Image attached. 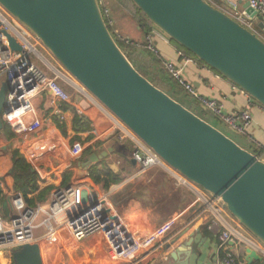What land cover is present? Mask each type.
I'll use <instances>...</instances> for the list:
<instances>
[{
	"label": "water",
	"instance_id": "1",
	"mask_svg": "<svg viewBox=\"0 0 264 264\" xmlns=\"http://www.w3.org/2000/svg\"><path fill=\"white\" fill-rule=\"evenodd\" d=\"M132 1L168 41L184 47L264 107V40L256 33L208 0ZM0 4L42 41L83 89L154 151L166 169L220 197L224 208L264 245V161L142 75L117 44L99 0ZM244 9L264 29L262 16L249 2ZM8 40L13 50H21L12 36ZM9 89L3 81L0 130ZM109 151L80 162L77 179H85L86 171ZM199 232L181 249L190 251L188 264L204 261L194 251ZM12 257L14 264H44L37 243L13 247ZM245 258L247 264H264L263 256L251 248Z\"/></svg>",
	"mask_w": 264,
	"mask_h": 264
},
{
	"label": "crops",
	"instance_id": "2",
	"mask_svg": "<svg viewBox=\"0 0 264 264\" xmlns=\"http://www.w3.org/2000/svg\"><path fill=\"white\" fill-rule=\"evenodd\" d=\"M112 2L115 6V10L112 11L115 23H121L123 25L122 29H124L128 26L130 28V23L135 22V32L132 35L133 38L134 36L136 37L134 38L135 40L141 42L145 38L142 28L132 18L123 4L117 0H113ZM214 2L217 3L216 6L219 8H228L231 6V3H237L244 8L248 0H214ZM124 23H126V25ZM117 31L118 30L115 29V32ZM154 44L160 57H162L164 61L171 62L179 71L180 75L194 85L201 96L217 99L218 102L223 105V109L226 113L245 109L251 112L252 121L248 133L237 134L248 144L249 148L238 143L249 151H254L258 154L262 147H264V107L213 69L200 64L190 56L180 52L171 41L157 35ZM2 82L3 81H0V87ZM76 85L78 84L76 83ZM74 89L75 93H71L72 99L66 103L55 101L49 91L42 92L34 97L33 115L30 114L25 117L23 125H27L32 119H38L41 121V125L36 132H26L24 128L14 129L8 124L10 130L14 134L13 137L6 139L4 133H0V140L7 141L6 145L0 146V186L7 199V203L2 206L6 217L11 215L9 197L15 191L10 149H19L26 159L35 165L39 171L42 173L48 172L39 182L41 190L52 187L50 192L45 196V201L38 202L39 205H46L53 191L61 187L59 186L58 175L60 171L66 170V163L71 160L70 145L72 139L76 136V132L73 128L76 112L89 118L92 121L94 130L98 133L90 143H93L97 139H104L105 141L98 151L101 153L102 151L112 149V151H109L108 156L101 161L115 173L120 174L122 181L112 185L110 189H105L102 184L91 186L88 180L89 169L86 171L87 177L83 180H78L77 173L79 171V163L88 159V156L79 161L74 168L76 180L78 181L74 185H81L85 189L95 192L97 195H107L108 203L112 206L113 210H115L111 199L122 193L123 186L126 185V183L130 182L129 186H131V183L134 181L145 183L146 186L152 181H154L153 183H157V179L153 174L157 173V170H154L155 168L139 176L137 175L136 171L138 167L131 158L132 150L130 152L128 148L129 144L125 143L123 141L124 139L117 138L119 132H115L117 128L113 120L114 115L91 94L85 93L83 89L82 91L76 88ZM201 108L203 107L201 106ZM205 111L208 113L207 116L213 117L219 121V123L225 125L228 130L227 132L215 126L231 137L230 134L234 132L229 129L228 125L210 111ZM210 123L213 124L212 122ZM88 135V132H80L77 134L82 141L86 140ZM81 152L82 151L78 149L76 155L79 157L82 154ZM95 153L99 154V152ZM163 172L166 178V184L171 186V191L166 192L165 190H160V185L158 186L160 191L157 192L161 196V199L163 197H171L175 193H183V198L180 199L178 202L179 204H172V206H170L173 208L171 212L164 213L163 211L165 209H160V203L158 202L156 204L154 198H152L153 205L150 206H145L138 198H132L129 200L131 201L129 204L131 210H126L124 216L128 214L129 217L133 216V220L139 224L140 230L135 231L132 229V231L139 236L143 235L142 233L147 234L151 230L164 225L168 220L174 219L176 215L179 216L178 218L176 217V222L173 221L172 223L173 229L170 230L168 226L165 225V232H163L165 238L147 249H143L137 255L133 264H188L190 251H181V249L184 243L192 239V236L198 237L199 231H201V240L199 244L196 243L198 247L194 249L196 257L202 256L204 259L202 264H216V248L218 243L217 224L214 222L212 216L206 214L193 220L201 206L200 201L197 199L198 196H187L186 193L193 194V192L188 187L177 182V178L174 177L171 171L164 168ZM148 192L149 186H147L145 190L146 194H148ZM209 226L213 227V229H210ZM38 238L36 237V242H38ZM103 239L104 242L102 245V240L96 236L85 242V245H83L86 246L88 250H82L81 252L76 251V258L78 259L76 260V264H111V262L112 264H127L125 261H114L110 259L109 248L105 236ZM101 246L102 250L107 254V258L102 257ZM190 249L189 247V250ZM237 250L241 254L245 252L244 248ZM10 256H12V252L11 255H8V253H0V264H8L7 260Z\"/></svg>",
	"mask_w": 264,
	"mask_h": 264
},
{
	"label": "built area",
	"instance_id": "3",
	"mask_svg": "<svg viewBox=\"0 0 264 264\" xmlns=\"http://www.w3.org/2000/svg\"><path fill=\"white\" fill-rule=\"evenodd\" d=\"M104 5V0H99ZM250 7L262 16L264 21V0H248ZM241 25L256 33L264 40V29L258 26L256 18H252L244 8L237 3H231L228 8H221ZM105 15L110 18L108 8ZM8 35L12 36L21 46V50H13ZM152 35L166 39L156 28L148 36V45L152 48ZM167 40V39H166ZM49 50L41 40L21 21L15 18L0 4V81H6L9 90L6 95L5 109L2 119L14 129L26 132H36L41 121L32 119L23 125L24 118L33 115V99L42 92H51L55 101L66 103L72 99L62 80L73 83V87L82 91V87L71 82L55 64L46 57ZM50 52V51H49ZM168 70L177 77L186 92L197 99L200 105L223 120L229 129L236 134H247L252 121L248 109L234 110L226 113L223 105L214 98L201 96L194 85L180 76L174 65L166 63ZM70 79V80H69ZM119 139H130L133 142L131 158L138 167V174H143L156 166L164 167L161 158L148 148L131 130L113 116ZM264 161V147L257 154ZM166 169V168H165ZM177 182L188 187L198 196L201 202L199 211L193 220L201 215L212 216L218 226V243L216 248V264H247L244 254L237 249L255 250L264 258V245L243 227L223 206L222 199L202 189L176 172H171ZM11 215L6 217L0 205V253H11L18 245L36 243L35 223L38 216L44 217L42 226L48 230L47 236H54L62 244H79L89 237L102 234L106 238L109 256L114 261H125L133 264L137 255L156 242L164 239V231L150 233L145 238L132 233L126 224L114 212L107 201V195H97L81 185L59 187L49 200L42 206L28 207L23 195L14 191L10 197ZM210 229L213 227L209 226ZM162 232V233H161Z\"/></svg>",
	"mask_w": 264,
	"mask_h": 264
},
{
	"label": "trees",
	"instance_id": "4",
	"mask_svg": "<svg viewBox=\"0 0 264 264\" xmlns=\"http://www.w3.org/2000/svg\"><path fill=\"white\" fill-rule=\"evenodd\" d=\"M117 1L123 4L125 9L129 11L132 18L142 28L145 36V38L141 42L132 39L119 38V35L117 34V32H115V28H113V26L110 24V18L105 15V10L108 7L106 5H103L101 6V9L103 11L106 23L120 48L126 53L127 57L135 65L138 71L142 75H144L150 82L164 90L172 98L182 103L185 107L189 108L191 111H193L203 119L209 121L207 118L208 113L205 111L206 109L204 110L203 108H201L199 101L191 97L186 92L183 86L179 83L177 77L174 76L166 67V63H172L164 61V59L158 54L157 48L154 44L157 35H152L153 46L152 48L149 47L148 36L149 34H152L153 29L155 28L154 25L149 21L146 15L135 5L132 0ZM208 1L217 5L214 0ZM171 43L175 45L177 49L183 54H186L200 64L205 65L203 61L199 60L194 54L187 51L184 47L180 46L175 41H171ZM185 81L189 82L186 79ZM73 128L76 132V136L72 139L70 145L71 160L66 163V170L60 171L58 175L59 186L61 187L72 185L78 182L76 180V172L74 169L77 163L95 152L100 153V151L98 150L101 149L100 147L105 141L104 139H97L93 143H90V141H92L98 133L96 132V130H94L92 121L89 118L78 114L77 112L74 116ZM80 132L89 133L86 140L82 141L81 138L77 136V134ZM115 132H119V130L116 129ZM0 133H4L6 139H10L14 135L10 130L9 125L5 121H3V127L0 130ZM123 141L129 144L128 148L131 152L133 142L127 138ZM78 149L82 151V154L79 157L76 155V151ZM253 153L257 154V152L254 151ZM10 155L13 163L12 176L14 179V190L23 195L28 207L35 208L39 205L40 202L45 201V196L52 189V187H47L46 189L41 190L39 185V182L48 174V172L42 173L41 171H39V169L31 162H29L24 154L17 148L10 149ZM88 180L91 186L102 184L105 189H110L112 185L121 182L122 177L120 176V174L115 173L113 170H111L102 161H99L89 168ZM6 203L7 199L4 196L2 188L0 186V205L4 206ZM206 228L209 229L208 227Z\"/></svg>",
	"mask_w": 264,
	"mask_h": 264
},
{
	"label": "rangeland",
	"instance_id": "5",
	"mask_svg": "<svg viewBox=\"0 0 264 264\" xmlns=\"http://www.w3.org/2000/svg\"><path fill=\"white\" fill-rule=\"evenodd\" d=\"M112 1L113 0H104V5H106L108 7L109 16L112 17L113 28H115V29L118 30L117 31V34L119 35V38H121V39H132V40H135L134 38H136V37L134 36V38H133V35H132L135 32V26H136L135 22H131L130 23V28H129V26L128 27H125L124 26L125 27L124 29H122L123 28L122 27L123 25L121 23H117L116 24L115 23V20L113 19V16H112V13H113L112 11L115 10L114 9L115 6H114V3ZM221 6H223V5H221ZM124 24L126 25V23H124ZM46 57L49 59V61L51 63L55 64L64 74H66L67 76H69V78L72 81H74L80 87H82L76 81V79H74L66 71V69L58 62V60L54 57V55L51 52L48 51L46 53ZM61 83L66 87V89H67V91L69 93H75V91H74L75 90L74 89L75 87L72 86L73 83H70L69 82L68 85H67L64 80H62ZM83 90L85 91V93H88L90 95V93L87 90H85V89H83ZM207 118L214 125L220 127V129L222 131H224V132H227L228 131L227 130V127L225 125L219 123V121H217L213 117L207 116ZM230 135H231V137L234 140H236L237 142H239L243 146L249 148L248 144L242 138H240L237 134L231 133ZM6 143H7V141L0 140V146L6 145ZM154 170H157V173H153L155 175L156 179H157V183H153L154 181H152L151 183H148V185H147V186H149V192H148V194L145 193V190H146V187H147L145 183H141V182L138 183L137 181L136 182L134 181L133 183H131V186H129L130 182L126 183V185L123 186L122 193L120 195H117L113 199H111L112 204H113V206H114V208L116 210V211L114 210V212L116 213V215L119 216L120 221H122L123 224H126L127 225V227L130 229V231L132 233L134 232V231H132V229H134L135 231L136 230H140V226H139L138 223H136L135 220H133L134 219L133 216L129 217V214L128 213H127L128 215L124 216V212L126 210H129V211L131 210V206L129 205L130 202H131V201H129L130 199H132V198H135V199L138 198V199L141 200V202L145 206H150V205H153L152 198H154L155 199L154 201H156V204L158 202L160 203V209L164 208L165 210L163 212L164 213H168V212H171V210L173 209L170 206H172V204L173 205L179 204L178 202L180 201L181 198H183V193H175L171 197H163L161 199V196L158 194L157 191H160V190H165L166 192L167 191H171V186H169V184H166V178L163 175L164 174V172H163L164 167L156 166ZM137 172H138V170L136 171V173ZM137 175L139 176L141 174H138L137 173ZM158 186H160V190H159V187ZM186 195L187 196H190L191 195L192 197H194V196L196 197V194L195 193H193V194L186 193ZM178 216L179 215H176L174 217V219L168 220V222H165L164 225H161V226L155 228L154 230H151L147 234L146 233H142L143 235H140V236L137 235V234L136 235L139 236V237H141V239H143L146 236H148V234H150V233L157 234L160 231H164L165 228H166L165 225H167L168 228L171 230V229H173L172 223H173V221L176 222ZM43 220H44V217L42 215H40V216L37 217L35 223L38 225V228L35 230V236L37 238L40 237V236H42V237L38 238V242H36V243L39 244L41 246V248H42L43 258H44V264H76V260H78L76 258V251L77 252H81L82 250H88L87 247L84 246L85 245L84 244L85 242H87L90 239H93L95 236L96 237H99V239L102 240L101 245L104 242V239H103L104 236L102 234H96V235H93V236L89 237L88 239H86L85 241H83V242H81L79 244L69 245L68 242H66L65 244H62L61 241L59 239H55L54 236H47L48 230L46 229V227H44V226L41 225V223L43 222ZM132 227H134V228H132ZM101 252H102V257L107 258V254L102 250V246H101ZM8 255H11V253H8ZM7 261H8V264H14V261H13V257L12 256H10ZM82 261H84V260H82ZM107 264H109V263H107ZM111 264H112V262H111Z\"/></svg>",
	"mask_w": 264,
	"mask_h": 264
},
{
	"label": "bare ground",
	"instance_id": "6",
	"mask_svg": "<svg viewBox=\"0 0 264 264\" xmlns=\"http://www.w3.org/2000/svg\"><path fill=\"white\" fill-rule=\"evenodd\" d=\"M70 80V79H69ZM72 81V80H71ZM72 82H74V81H72ZM75 83V82H74ZM76 84V83H75ZM111 116V115H110Z\"/></svg>",
	"mask_w": 264,
	"mask_h": 264
}]
</instances>
